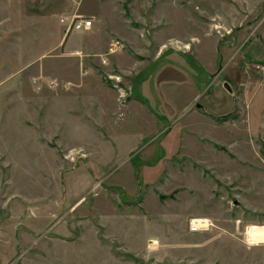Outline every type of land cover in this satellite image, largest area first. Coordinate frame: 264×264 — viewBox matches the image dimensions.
<instances>
[{
    "label": "rangeland",
    "instance_id": "rangeland-1",
    "mask_svg": "<svg viewBox=\"0 0 264 264\" xmlns=\"http://www.w3.org/2000/svg\"><path fill=\"white\" fill-rule=\"evenodd\" d=\"M63 3L61 27L0 13V264L244 261L264 226V0Z\"/></svg>",
    "mask_w": 264,
    "mask_h": 264
},
{
    "label": "crops",
    "instance_id": "crops-1",
    "mask_svg": "<svg viewBox=\"0 0 264 264\" xmlns=\"http://www.w3.org/2000/svg\"><path fill=\"white\" fill-rule=\"evenodd\" d=\"M63 2L64 0H0V13L11 14V22L16 21L19 18L18 15L21 14L20 16L22 21L26 22L27 25L26 29L31 30L34 28L36 21L45 22L51 16L58 17L60 14H62L65 11V6ZM49 20L45 23H48L50 25ZM60 23H65V17H60V20L58 22L59 27H61ZM258 30H256L252 34V38L254 40L252 39L250 46L251 48L255 44H264V27L260 29L259 26ZM262 56L263 57L260 58L264 59V53ZM258 234L264 236V226H258L256 231L253 232L252 235L250 234V236H252L248 240L250 246L248 247V250H245V252H243V255H245L246 258L244 259V261H242V256L238 257L239 260L236 259L235 263L264 264V239L259 241V239L257 238Z\"/></svg>",
    "mask_w": 264,
    "mask_h": 264
},
{
    "label": "built area",
    "instance_id": "built-area-1",
    "mask_svg": "<svg viewBox=\"0 0 264 264\" xmlns=\"http://www.w3.org/2000/svg\"><path fill=\"white\" fill-rule=\"evenodd\" d=\"M94 25V20L93 18H84V17H80L77 19H74L71 22V27L70 29H72L73 31H87L90 30ZM121 46V43L118 41H113L110 47V53H114L116 52L119 47Z\"/></svg>",
    "mask_w": 264,
    "mask_h": 264
},
{
    "label": "bare ground",
    "instance_id": "bare-ground-1",
    "mask_svg": "<svg viewBox=\"0 0 264 264\" xmlns=\"http://www.w3.org/2000/svg\"><path fill=\"white\" fill-rule=\"evenodd\" d=\"M192 225L194 228H198V229H208L210 227V221L206 220V219H193L192 220ZM257 238L260 240H262V235H257ZM264 239V237H263Z\"/></svg>",
    "mask_w": 264,
    "mask_h": 264
},
{
    "label": "water",
    "instance_id": "water-1",
    "mask_svg": "<svg viewBox=\"0 0 264 264\" xmlns=\"http://www.w3.org/2000/svg\"><path fill=\"white\" fill-rule=\"evenodd\" d=\"M225 88H227L229 90L230 93H233V88L231 87V85L228 82L224 83ZM198 108H201L202 106L199 104L197 105Z\"/></svg>",
    "mask_w": 264,
    "mask_h": 264
}]
</instances>
